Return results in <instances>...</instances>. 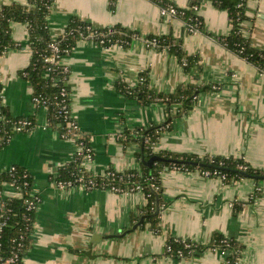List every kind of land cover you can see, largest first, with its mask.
I'll return each instance as SVG.
<instances>
[{
    "label": "crops",
    "instance_id": "0c3cea01",
    "mask_svg": "<svg viewBox=\"0 0 264 264\" xmlns=\"http://www.w3.org/2000/svg\"><path fill=\"white\" fill-rule=\"evenodd\" d=\"M170 1L184 8L193 0ZM14 2L27 0H0V9ZM198 7L204 29L191 33L182 18L164 17L154 0H52L53 38L64 33L73 17L94 28L121 26L136 33L124 46L80 39L63 58L70 70L71 113L93 149L91 166L97 173L140 169L139 145H124L125 130L166 123L156 153L233 156L264 170V73L221 41L232 30L228 11L210 0ZM246 15L239 24L242 34L253 47L264 49V0H248ZM168 35L181 41L187 56L198 58L192 68L186 69L167 49L145 42ZM12 37L20 47L0 56L2 102L13 116L36 122L0 148V173L13 166L25 169L39 197L22 264H223L227 253L219 248L180 259L165 252L170 236L210 247L217 234L244 245L237 264H264V180L226 183L199 171L166 168L161 173L158 230L146 218L133 228L144 217L147 198L141 191L58 189L54 177L72 159L76 143L46 126L45 112L33 102V86L23 75L32 56L27 25L12 23ZM143 73L156 93H172L188 84L208 89L190 111L178 114L175 104L169 117L163 100L144 105L120 91L121 84L130 91L139 87ZM258 189L260 195L252 198ZM20 195L18 186L5 182L0 215L4 201ZM235 203L243 207L236 210Z\"/></svg>",
    "mask_w": 264,
    "mask_h": 264
},
{
    "label": "trees",
    "instance_id": "16d2710c",
    "mask_svg": "<svg viewBox=\"0 0 264 264\" xmlns=\"http://www.w3.org/2000/svg\"><path fill=\"white\" fill-rule=\"evenodd\" d=\"M161 7L167 4H173L179 11V17L183 20L200 21L198 26L200 30L204 29V22L202 18L194 10V6L199 5L203 0H193L189 7H179L170 0H154ZM215 6L227 10L230 15L232 30L229 35L222 37L221 41L231 50L237 52L248 61L255 64L260 72H264V49H258L252 46L250 40L245 37L239 27V24L247 18L246 3L248 0H210ZM52 0H27L26 4L11 3L3 6L0 9V56L4 55L12 48L20 47V44L12 37V23L20 22L26 24L29 30V48L32 53L30 65L25 69L27 73L25 76L28 79L34 90V95L41 97L47 101L48 110L46 116L49 124L53 128H58V125L63 124L61 117L58 114L56 107L57 102L61 100V89L65 86L63 82L64 73L62 69L53 68L51 77L46 78V69L51 66L45 61L46 56L51 54L49 44L54 39L51 35V27L49 23V16L51 13ZM92 27L97 31V34L104 35L107 41L105 45H110L111 42L124 41V44L130 43L135 32L121 26H113L108 28H94L88 22L73 17L67 25L64 33L59 36L57 42L62 49L63 54L69 53L78 40L87 39ZM157 37L160 41L156 49H167L174 53L183 63L186 69L192 68L198 61L197 57L187 56L182 48L181 41L168 36H151ZM111 40V42H109ZM69 51V52H68ZM142 75H145L144 73ZM146 82V81H145ZM139 83L140 86L133 91L126 88L123 84L120 85V91L127 97L137 98L142 104L149 105L155 100L160 99L166 103L169 117L172 115L171 111L175 104L179 105L178 114L190 111L198 95L207 87L197 84L180 85L172 93H156L148 88L146 83ZM70 90L69 84L66 87ZM0 139L6 140L9 134H13V123L21 118L13 116L8 108L2 102V94L0 87ZM36 124L34 118L28 117ZM169 127V123L165 125H154L148 128H136L134 131L125 130L122 142L125 146H130L133 143H138L139 149L136 156L140 162V169H128L123 171L120 175L115 176L110 182L118 187L128 190L132 187L140 185L143 193L146 195L147 203L143 210V216L146 218L145 223H149L155 230L160 228L159 213L155 214L157 204L162 205V190H161V173L168 169L187 168L190 171L210 172L209 176H217V174L226 175L224 182L230 183L232 181L243 178H251L256 183L260 179H254L255 176L264 175V170H259L250 166L243 158L224 157V156H205L199 157L195 154H178L174 152L160 151L154 152L155 145L158 143L161 131ZM14 135V134H13ZM88 142V140H86ZM7 143L0 146L3 147ZM160 156L164 160L155 161L152 166L146 165L143 161H147L153 156ZM178 161L196 162L209 164V166L200 165L197 167L191 163L179 164ZM80 158L69 162L63 166L58 172L62 179H71L72 173L78 175L81 173ZM107 170H114L109 168ZM241 172L248 174L244 177ZM217 173V174H216ZM122 176V178H121ZM98 181L102 180V176L97 177ZM5 182H12L18 186L22 195L20 197L6 199L1 210L0 222H5L0 230V258L1 264L14 254L18 253L21 264L26 250L30 246L31 236L33 232V225L37 212L39 202L36 201L37 207L28 209L25 200L33 199L31 192L33 189V182L30 174L23 168L15 166L14 170H8L0 173V191ZM152 185L158 186L155 190ZM259 189L255 191L254 198L260 195ZM253 200V199H252ZM243 207L240 203H235L234 208L239 210ZM171 248V251H167ZM207 248H219L225 253L227 257L223 264H237L244 251V245L217 234L214 237V243L210 247H205L194 243L191 240H183L177 237H169L166 244V254L173 258H187L201 255ZM181 251L183 256L178 252Z\"/></svg>",
    "mask_w": 264,
    "mask_h": 264
},
{
    "label": "built area",
    "instance_id": "2783aa9c",
    "mask_svg": "<svg viewBox=\"0 0 264 264\" xmlns=\"http://www.w3.org/2000/svg\"><path fill=\"white\" fill-rule=\"evenodd\" d=\"M194 10L196 11V13L198 12V5L193 7ZM161 13L164 17H171V18H176L179 17V11L178 9L173 5V4H167L164 7H161ZM187 29L189 30V32L191 33H197L200 31L199 29V25H200V21H192V20H184ZM89 29L91 30L90 34H88V36L86 37L87 39H90L94 42H97L101 45H105L106 44V39L104 37L99 38V36H104V35H100L97 34V31L95 29H93L92 27H89ZM109 42H111V40H109ZM146 44L148 47L150 48H154L156 49L158 43L160 42L157 37H149L145 40ZM119 44L120 46H124V41H115V42H111V44ZM49 48L51 51V54L46 56L45 61L48 62L51 66H49L46 69L45 72V77L46 78H50L51 77V72L52 69L54 68H61L62 72L64 73V77H63V82L65 83L61 89L60 95H61V100L57 102V109H58V114L61 117V120L63 122V124L58 125V132L59 135L62 138L65 139H70L72 141H74L76 143V152L73 155L71 161H75L76 159L80 158V166L82 168V171L80 174L76 175L74 173H72V178L71 179H62L59 174L57 173L54 177V183L56 185V187L58 189H70V188H76V187H81L84 188L85 190H94V189H109L113 192L116 193H128L130 191H142V187L140 185H137L135 187H132L128 190H124L120 187H118L117 185H114L110 182V180L112 178H114L117 175H120L123 171H119V170H105L103 173H97L96 171L93 170L91 164L94 161V152L93 149L90 145L89 142H86L87 140V136L85 133H83L76 120L74 119V116L71 113V108H70V90H68L66 87L68 85V76L70 73L69 67L63 63V58L65 56V54L62 53V49L60 48L59 43L57 42V39L54 38L50 44H49ZM69 52V51H68ZM184 66L186 65V62L182 63ZM264 73V72H262ZM23 75L26 76L27 73L23 72ZM140 83H144L146 81V77L144 75H141L139 78ZM33 102L36 105V107L40 110H42L43 112H45V114L47 113L48 110V106H47V101L45 99H42L41 97L38 96H33ZM1 119V118H0ZM46 126H50L48 118L46 116ZM34 123L32 120H30L28 117L26 118H21L20 120H17L13 123V134L15 133H22V132H28L30 130H32L34 128ZM13 134H9L8 137L6 138V140H2L0 139V146L8 143L11 138L13 137ZM69 163V162H68ZM67 163V164H68ZM67 164H65L64 166H66ZM15 166H13L10 170H14ZM175 169H179V170H185V171H190L187 168H175ZM200 174H203L205 176H209L210 172L208 171H204V172H200ZM217 174V173H216ZM98 176H102V180L98 181L97 177ZM218 177L222 178V180L224 181L226 178V175L223 174H217ZM216 176V177H217ZM122 178V176H121ZM153 188H155V190H158V186L152 185ZM19 188V187H18ZM20 189V188H19ZM21 193V190H20ZM33 199H26L25 200V204L27 206L28 209H32V208H36L37 207V203L36 201L39 202V197L36 195V193L34 192V190L31 192ZM22 195V193H21ZM20 195V196H21ZM146 196V195H145ZM252 198H254L252 196ZM5 224V222H0V230H2L3 225ZM167 251H171V248H168ZM178 254L180 256H183V253L181 251L178 252ZM170 256V255H169ZM0 264H1V258H0ZM4 264H21V260L19 257V254L16 253L13 256L9 257Z\"/></svg>",
    "mask_w": 264,
    "mask_h": 264
},
{
    "label": "water",
    "instance_id": "95a60500",
    "mask_svg": "<svg viewBox=\"0 0 264 264\" xmlns=\"http://www.w3.org/2000/svg\"><path fill=\"white\" fill-rule=\"evenodd\" d=\"M158 160H164V158L160 157V156H153L152 158H150L149 160L147 161H143L144 164L146 165H149V166H152V164L155 162V161H158ZM177 163L179 164H187V163H191L197 167H200V165H205V166H209L211 167V165L209 164H204V163H199L198 161L196 162H185V161H178ZM241 174L244 176V177H248V174L245 173V172H241ZM254 179H260V180H264V175H260V176H255ZM160 208H159V205L157 204V208H156V212L155 214H157L159 212ZM145 217H142L140 222H138L137 224H135V226L133 228H136L138 225H140L143 221H144ZM116 236V235H114ZM112 237V236H111Z\"/></svg>",
    "mask_w": 264,
    "mask_h": 264
}]
</instances>
